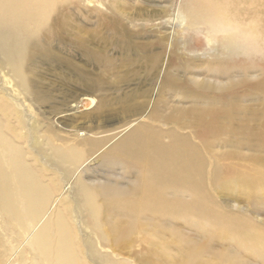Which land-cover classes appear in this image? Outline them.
Here are the masks:
<instances>
[{"label":"bare ground","instance_id":"1","mask_svg":"<svg viewBox=\"0 0 264 264\" xmlns=\"http://www.w3.org/2000/svg\"><path fill=\"white\" fill-rule=\"evenodd\" d=\"M204 1L187 6L190 22L216 29L222 51L207 65H172L176 74L166 72L160 88L182 100L168 101V124L191 128L198 143L176 128L144 125L107 148L113 137L90 132L58 145L43 129L26 132L21 114L0 90V264H125L112 261V254H131L139 243L142 253L165 255L176 241L182 264H194L212 246L182 238L179 224L210 240L222 238L223 248L213 256L217 264H264L261 231L224 214L205 192L206 155L220 161L218 144L245 143L264 152V0ZM68 2L0 0L2 64L24 94L32 96L25 67L34 56L57 59L50 22L57 13L60 27L66 25ZM124 13L118 4L111 14ZM73 39L87 60L99 58L87 45L103 40L96 30L84 37L79 29ZM160 55L147 57L158 66ZM241 88L242 94L235 92ZM81 96L76 103L86 106L89 93ZM76 107L68 106L64 115ZM100 110L111 113L109 104ZM152 118L160 119L158 109ZM34 134H43L41 146L31 140ZM94 157L104 172L120 173L121 181L87 179L82 169ZM251 172L228 175L214 164L212 183L225 200L239 203L245 196L250 212L264 215V171Z\"/></svg>","mask_w":264,"mask_h":264},{"label":"rangeland","instance_id":"2","mask_svg":"<svg viewBox=\"0 0 264 264\" xmlns=\"http://www.w3.org/2000/svg\"><path fill=\"white\" fill-rule=\"evenodd\" d=\"M200 2L203 4L205 1L69 0L64 6L68 20L66 25L60 27V15L57 13L50 22L53 27V41L50 47L55 52L51 51V54L57 55V59L47 57L38 60L36 55H33L32 63L25 67L32 96L24 94L16 87L7 68L2 64L1 56L0 90L9 95L11 104L21 114L26 132L34 133L38 129H43L58 145L70 143L72 135L85 138V134L90 132L106 139L113 137L105 146L107 148L132 129L144 125L165 131L176 128L180 133L190 135L193 142L198 143L191 128L181 130L179 124L178 126L168 124L166 116L171 115L172 109L168 104L182 100L177 96H168L161 92L160 88L166 72L176 74L172 65L182 66L192 60L207 65L222 51V43L215 34L216 29H206L197 22H190L187 6H195ZM118 4L121 5V9L125 8V13L112 15L113 7ZM108 21L114 22L116 29H110V23L107 26ZM79 29L82 30L84 37L93 30L102 36L101 42L87 39L88 49L98 54V59L90 61L80 53L73 39ZM155 53H161L158 66L149 61V56ZM79 68L82 69V75L79 74ZM186 78L191 79V76ZM242 90L245 89L241 88L235 92L242 94ZM87 92L90 101L86 102V106L77 104L76 101L82 98L81 94ZM127 100L132 107L124 105V101ZM165 102L168 107L166 110L163 109ZM107 104L111 113L100 110ZM72 105L78 107L65 116L66 108ZM155 109L160 112L159 120L152 118ZM87 116L91 121L89 130L86 131L82 124L88 121ZM137 118L138 121L132 124L131 121ZM119 126L127 128L121 134L112 136ZM32 136L33 143L41 146L43 134ZM237 144L226 142L220 144L221 146L218 144L216 155H219L220 161L214 156L211 158L206 155L208 167L205 172V192L224 214L246 221L250 227L264 235V215L255 216L251 213L245 196L239 197V203L225 200L212 183L214 164L219 165L228 175L264 171V152H259L258 149L253 151L245 143ZM97 160V157H94L83 166L82 170L87 179L109 178L121 181L120 173L116 176L104 172L98 167ZM175 228L184 239L194 240L200 246H212V250L205 253L199 261L197 259L194 264H217L218 260L213 256L223 248L222 238L210 240L182 224ZM135 246L131 254H112V261L122 259L125 264L183 263L181 255L175 251L179 247L177 241L172 245L174 251L158 256L142 253V246L139 243H135ZM245 255L249 256L250 253L245 251Z\"/></svg>","mask_w":264,"mask_h":264}]
</instances>
